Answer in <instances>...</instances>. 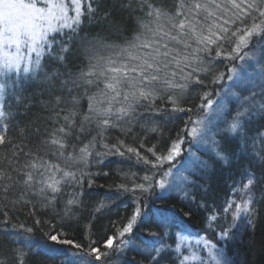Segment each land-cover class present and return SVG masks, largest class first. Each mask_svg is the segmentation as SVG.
I'll return each instance as SVG.
<instances>
[{
  "label": "snow or ice",
  "instance_id": "snow-or-ice-1",
  "mask_svg": "<svg viewBox=\"0 0 264 264\" xmlns=\"http://www.w3.org/2000/svg\"><path fill=\"white\" fill-rule=\"evenodd\" d=\"M193 98L196 119L173 138ZM113 164L130 214L91 239L96 214L116 207L100 200L87 245L69 238ZM225 170L230 197L191 232ZM18 213L32 225L11 223ZM0 216V236L23 245L15 264H114L128 251L136 264H248L264 252V0H0Z\"/></svg>",
  "mask_w": 264,
  "mask_h": 264
},
{
  "label": "trees",
  "instance_id": "trees-1",
  "mask_svg": "<svg viewBox=\"0 0 264 264\" xmlns=\"http://www.w3.org/2000/svg\"><path fill=\"white\" fill-rule=\"evenodd\" d=\"M104 27L101 24H93L90 27H87L85 31H88L91 34H96L101 31V28ZM59 39V37H57ZM120 42L119 39L115 36L111 37L109 42ZM223 69V65L220 66ZM75 71V69H73ZM199 103L198 99H191L189 104L187 106L193 108L192 113L188 114H181L182 118L180 120H177L174 122V124L169 125L168 128V134L171 135L173 138H175V133L180 131V128L183 127L184 121L188 119V116H191L192 119H196V113H195V105ZM156 140L153 137H149L147 141V145L150 146L151 143H155ZM112 171L110 172V175L108 177H99L96 179V185L94 186V191L92 194L88 197L90 200L89 204V211L85 212L80 219L78 225H74L73 229L69 231V238H74L75 240L84 243L87 245L88 240L85 239V236L88 234L87 230L85 229V225L89 223V220L91 219V209L94 207L98 201L104 200L105 203H112L115 202L116 207L109 209H103L100 213L96 214V218L92 223L91 228V239H101L105 236V232L108 231L110 234V229L108 228L111 221H118L122 218L126 217L130 214L131 205H130V197L124 196L122 198H117L115 195L116 188L115 185L119 183L125 182L121 179L119 174L115 171L116 165L113 164L110 166ZM122 168L125 170L128 169V165H122ZM93 171H96V169H93ZM132 171H139L138 168H133ZM229 173L227 170L223 173L222 177L219 179L218 183H215L213 185L214 192L212 196L208 200L209 209L207 211H198L197 213L193 214L190 219H188V224L190 225V231L194 233H200L201 235L204 234L205 230V221L206 217L208 215V212L211 211L213 208L219 210V208L224 204L225 200L228 199L231 195L230 192V184L231 180L228 178ZM234 179H239V176H235ZM111 197V199H109ZM150 206L155 203L157 205L161 204L162 201L160 200H154V198H150L146 201ZM163 203H167L169 206L174 205L177 209L183 208V205L176 200H168L163 201ZM129 205V208L126 210L124 205ZM184 211H187L185 208ZM11 215V214H10ZM38 216H40L42 219H50V216L41 215V213H37ZM3 220V217L0 216V221ZM230 223V218L229 221ZM11 223L19 224L24 223L27 226H31L33 221L32 218L25 216L24 214H16L13 216ZM219 223H224L223 220L219 221ZM226 226V225H225ZM0 227H4L3 225H0ZM10 228V225H8ZM147 227L146 224H141L139 226V229L137 231V234H140L143 229ZM158 231V229H154ZM220 229L217 227L216 231H219ZM45 231H47V228H45ZM208 238L213 239V236L211 232L208 233ZM33 239L36 241H43L44 237L41 234V231L37 229L34 232ZM174 238L169 239L167 243L174 245ZM15 247H23V245L19 244H11L9 243L8 239L5 237L0 236V256L8 258V264H15L14 256L11 251L12 248ZM248 261V264H264V252H261L259 249L254 250L251 254H247L245 257H243ZM143 258L139 255H137L134 251H128L123 255H117L113 254L111 257V260L114 262V264H136L137 261H141ZM26 264H56L54 260H46L43 257H35L29 255V257L26 260ZM170 264V262H169Z\"/></svg>",
  "mask_w": 264,
  "mask_h": 264
}]
</instances>
